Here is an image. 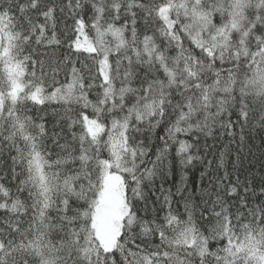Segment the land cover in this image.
Instances as JSON below:
<instances>
[{
	"label": "snow or ice",
	"instance_id": "1",
	"mask_svg": "<svg viewBox=\"0 0 264 264\" xmlns=\"http://www.w3.org/2000/svg\"><path fill=\"white\" fill-rule=\"evenodd\" d=\"M0 264H264V0H0Z\"/></svg>",
	"mask_w": 264,
	"mask_h": 264
}]
</instances>
